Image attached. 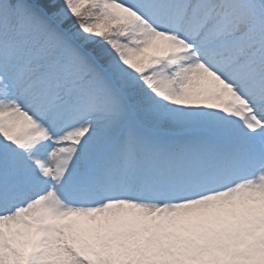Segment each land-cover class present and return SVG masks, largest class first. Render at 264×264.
Returning <instances> with one entry per match:
<instances>
[{
  "label": "snow or ice",
  "instance_id": "6c2138e0",
  "mask_svg": "<svg viewBox=\"0 0 264 264\" xmlns=\"http://www.w3.org/2000/svg\"><path fill=\"white\" fill-rule=\"evenodd\" d=\"M0 264H264V0H0Z\"/></svg>",
  "mask_w": 264,
  "mask_h": 264
}]
</instances>
